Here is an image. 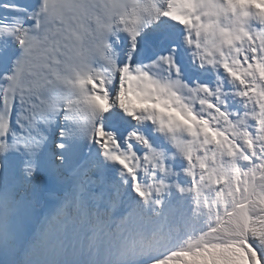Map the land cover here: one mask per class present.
Wrapping results in <instances>:
<instances>
[{
	"label": "snow or ice",
	"instance_id": "1",
	"mask_svg": "<svg viewBox=\"0 0 264 264\" xmlns=\"http://www.w3.org/2000/svg\"><path fill=\"white\" fill-rule=\"evenodd\" d=\"M0 264H264V0H0Z\"/></svg>",
	"mask_w": 264,
	"mask_h": 264
}]
</instances>
